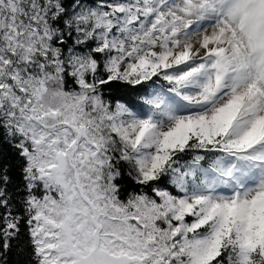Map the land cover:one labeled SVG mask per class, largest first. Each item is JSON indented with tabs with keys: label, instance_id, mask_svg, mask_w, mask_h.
I'll use <instances>...</instances> for the list:
<instances>
[{
	"label": "snow or ice",
	"instance_id": "1",
	"mask_svg": "<svg viewBox=\"0 0 264 264\" xmlns=\"http://www.w3.org/2000/svg\"><path fill=\"white\" fill-rule=\"evenodd\" d=\"M15 248L264 264V0H0V264Z\"/></svg>",
	"mask_w": 264,
	"mask_h": 264
},
{
	"label": "trees",
	"instance_id": "2",
	"mask_svg": "<svg viewBox=\"0 0 264 264\" xmlns=\"http://www.w3.org/2000/svg\"><path fill=\"white\" fill-rule=\"evenodd\" d=\"M6 259H9V257H5ZM10 260L12 262V264H15L16 261H25L27 262L28 260V254L26 252H24V250L22 248H15L13 250V253L10 257Z\"/></svg>",
	"mask_w": 264,
	"mask_h": 264
}]
</instances>
